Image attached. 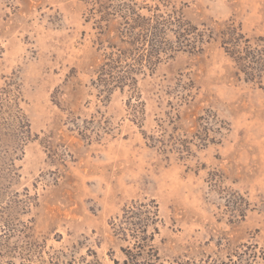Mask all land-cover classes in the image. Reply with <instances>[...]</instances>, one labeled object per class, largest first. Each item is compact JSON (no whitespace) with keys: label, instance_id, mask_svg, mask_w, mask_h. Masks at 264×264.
Here are the masks:
<instances>
[{"label":"rangeland","instance_id":"374dc122","mask_svg":"<svg viewBox=\"0 0 264 264\" xmlns=\"http://www.w3.org/2000/svg\"><path fill=\"white\" fill-rule=\"evenodd\" d=\"M232 31L264 47V0H0V118L30 132L10 190L46 252L121 264L110 223L154 203L158 263L264 264V78Z\"/></svg>","mask_w":264,"mask_h":264},{"label":"trees","instance_id":"16d2710c","mask_svg":"<svg viewBox=\"0 0 264 264\" xmlns=\"http://www.w3.org/2000/svg\"><path fill=\"white\" fill-rule=\"evenodd\" d=\"M156 19V26L151 29L154 36H150L154 41L151 42V38L148 40L151 42V53L144 55L146 60L154 57L157 52L158 56L166 53L171 47L167 43L166 32L173 21L163 15L156 16ZM141 20L136 27H147L148 23ZM223 36L226 38L221 46L246 79H263L264 47L253 45L234 31L226 35L223 33ZM13 107L12 126L0 118V264H63L57 254L46 252L44 241L35 238L32 228L21 220L26 214V204L19 200L16 192L10 190L11 182L16 177L14 161L18 160L17 153H22L30 133L29 124L21 110L16 104ZM160 224L158 207L154 203L133 205L110 223L114 240L127 244L125 247L120 246L124 256L121 264H160L158 250L154 246ZM94 263L100 264L97 259L86 264Z\"/></svg>","mask_w":264,"mask_h":264}]
</instances>
